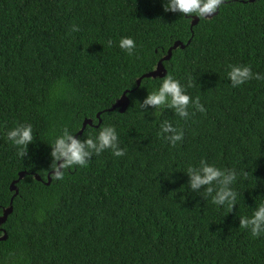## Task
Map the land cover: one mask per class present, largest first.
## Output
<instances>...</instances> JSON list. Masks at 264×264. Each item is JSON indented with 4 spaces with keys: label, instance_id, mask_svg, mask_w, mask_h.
<instances>
[{
    "label": "trees",
    "instance_id": "16d2710c",
    "mask_svg": "<svg viewBox=\"0 0 264 264\" xmlns=\"http://www.w3.org/2000/svg\"><path fill=\"white\" fill-rule=\"evenodd\" d=\"M162 3L0 0V216L25 172L0 264H264V234L239 226L264 202V78L233 87L227 75L247 65L264 77V0H224L193 27ZM125 36L136 43L131 56L118 46ZM175 41L187 45L164 62V76L204 110L190 103L181 118L164 107L157 118L146 106L144 115L139 101L164 76L137 80ZM126 90V110H106ZM86 118L94 125L79 139L113 126L124 155L93 153L56 179L48 144L64 128L76 136ZM165 120L182 132L174 145L158 134ZM18 124L33 127L24 157L6 135ZM201 160L236 172L231 211L188 186L186 171Z\"/></svg>",
    "mask_w": 264,
    "mask_h": 264
},
{
    "label": "clouds",
    "instance_id": "9594fccd",
    "mask_svg": "<svg viewBox=\"0 0 264 264\" xmlns=\"http://www.w3.org/2000/svg\"><path fill=\"white\" fill-rule=\"evenodd\" d=\"M223 2L224 0H163L162 7L164 12L179 13L203 20L216 14ZM77 30V26L73 25V31ZM118 46L129 56L133 55L136 49L135 41L128 36L121 37ZM227 75L233 87L253 77L264 78L259 73H253L247 65H231ZM191 86V79H189L187 87ZM185 87L171 74L166 75L159 81L158 87L147 91L144 99L139 101L140 109H143L142 112L145 115L146 106H154L151 114L157 118L164 107L173 110L181 118H187L190 103L199 111H203L198 99L191 98ZM158 134H163L164 138L173 145L182 139V132L167 120L160 124ZM6 135L13 145L21 149L19 155L26 156L27 147L34 140L32 125L18 124L8 130ZM48 145L51 157L49 171L56 179L63 178L62 170L65 168L85 165L93 153L99 154L105 149H110L113 156L120 157L125 152L119 147L117 131L113 126L108 125L100 127L94 138L88 136L83 140L77 138L68 128H64L62 133ZM186 172L189 176L188 186L191 189L200 191L203 186L205 193L211 195L214 204L226 205L230 211L232 210L236 201V192L231 187L237 175L234 170H224L201 160L198 167H189ZM214 188L215 193L212 195ZM239 226L248 229L253 237L264 234V202L253 209L251 216H239Z\"/></svg>",
    "mask_w": 264,
    "mask_h": 264
},
{
    "label": "water",
    "instance_id": "95a60500",
    "mask_svg": "<svg viewBox=\"0 0 264 264\" xmlns=\"http://www.w3.org/2000/svg\"><path fill=\"white\" fill-rule=\"evenodd\" d=\"M249 2H253L255 0H248ZM219 11V9H218ZM218 11L216 12V14L218 13ZM216 14H214L213 16H215ZM213 16L209 17L212 18ZM200 21V19L198 18H192V22H191V27L195 26L198 24V22ZM190 42V40L188 41V43ZM187 44H185L182 41H175L174 44L169 48L168 53L163 56L156 69L147 72L145 74H143L138 80H137V87H139L143 81V79L148 78V77H162L167 73V68L164 64L165 61H168L171 59L172 57V53L173 50L177 49L178 47L181 48H185ZM132 90H126L121 98L110 108H107L106 110L108 111H113L116 110L117 108H119L120 112H124L129 104V96L128 93H130ZM101 113H98L97 117L99 118V122L101 121L100 119ZM87 125H94L93 119L91 118H86L83 121V125L81 127V129L78 131V133L76 134V137L79 138V136L83 133L84 129L86 128ZM25 176V172H21L19 174V178L16 179L12 185H11V189L15 191L14 195L12 196L11 202H10V206H8L7 208L4 209L3 214L0 216V232H2V236H0V241L6 240L8 238V233L6 228L3 226L6 221L8 220L9 215L12 213L13 211V200L15 198V196L19 193V189L17 187V183L20 179H22ZM36 178L38 180H42L41 176L36 175ZM52 181V177L51 174L48 175V181L47 184H50Z\"/></svg>",
    "mask_w": 264,
    "mask_h": 264
}]
</instances>
